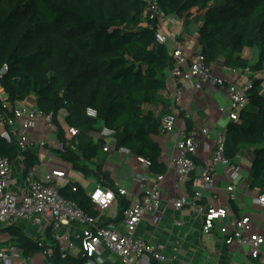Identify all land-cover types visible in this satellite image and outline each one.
<instances>
[{"label":"trees","instance_id":"16d2710c","mask_svg":"<svg viewBox=\"0 0 264 264\" xmlns=\"http://www.w3.org/2000/svg\"><path fill=\"white\" fill-rule=\"evenodd\" d=\"M158 6L165 16L177 15L184 26L197 24L198 50L207 64L224 56L226 67H264V0H158ZM156 29L157 19L142 0H0V69L7 67L0 73V112L11 114L16 104L33 96L39 111L52 116L62 143L58 154L84 174L92 170L82 161L96 157L104 146L105 139L93 142L89 135L98 124L113 128L115 146L146 159L150 172H165L151 136L161 126V115L169 112L162 90L165 70L175 61L165 44L156 41ZM254 47L258 53L251 65L241 52ZM251 79L248 106L226 126L224 154L235 160L240 152H251L249 188L259 194L264 191V77ZM159 105L161 112L155 114ZM88 107L96 109V117L86 115ZM62 110L65 128L57 119ZM184 122L189 132L190 122ZM70 127L78 132L66 145ZM17 153L14 140L0 137V157L13 161ZM24 155L25 170L39 163L35 151L27 149ZM96 174L107 177L100 169ZM58 191L97 215L81 186L65 184ZM128 204L122 199L120 217ZM230 205L236 209L232 201ZM4 230L24 255L38 250L36 239L19 226ZM46 235L53 241L49 231ZM47 261L83 264L84 258L81 253L60 258L54 246Z\"/></svg>","mask_w":264,"mask_h":264},{"label":"built area","instance_id":"2783aa9c","mask_svg":"<svg viewBox=\"0 0 264 264\" xmlns=\"http://www.w3.org/2000/svg\"><path fill=\"white\" fill-rule=\"evenodd\" d=\"M146 4V11L151 17L157 19L155 39L164 44L168 36L164 32L162 23L167 19L158 6V0H142ZM175 61L170 69V76L175 80H194L195 88H200L203 83H209L213 87L223 90L227 98L226 112L229 120L237 121L238 113L248 106L247 90L251 86L252 77H264V72L251 76L250 68L226 67L227 73L216 74L212 63L207 64L205 57L199 50L191 57L177 47L172 52ZM6 65H2L0 73L6 71ZM246 78V80H244ZM173 100L178 103L182 98V91L178 88L173 92ZM86 115L96 117L97 111L92 107L86 109ZM38 118L43 120L45 126H54L51 114L42 113L35 102L25 100L16 104L11 114L0 112V137L7 142L14 140L18 153L14 160L23 167L24 151L29 149L31 142L28 133L37 125ZM161 125L166 132H172L175 128L177 115L173 112L162 114ZM71 136L78 130L70 127ZM200 134L209 138L207 127L199 128ZM115 130L103 125L99 130V137L108 139L113 137ZM224 134L218 133L214 149L209 158L198 166L194 161L199 148V139L196 131L180 130L175 146L178 154L175 155L169 167H172L178 176L179 182H191L196 185L200 180L202 189L194 190L189 198L179 196L174 198V209H181L188 205L189 210L201 218L200 232L210 234L216 230L222 237L224 244L236 243L247 248L248 256L255 264H264V235L250 215L243 214L229 218L225 223H220L227 218L226 207H214L201 202L205 189L214 186L218 169L224 170L228 184L226 190L234 192L235 182L242 176L244 170L235 160L227 158L225 150ZM45 144L42 140L38 143L41 147ZM108 145L104 144L106 151ZM122 154H130V151L119 146ZM137 159L148 166V161L137 156ZM199 167V168H198ZM198 168V177L193 178L192 172ZM21 182L13 181V163L7 157H0V226L27 224L38 230L36 237L37 247L42 255V264H51L47 261L53 253L54 246L60 258L81 253L83 264H112L109 257L113 256L119 264H188L185 260L175 262V258L167 259L162 253V246L153 243L137 233L139 222L147 214H152L155 220H159L164 213L161 203L159 186L164 179L163 173L155 174L150 180L146 176L138 174L136 179L140 183V194L136 200L131 199V194L124 188L116 189L118 195L130 199L129 204L123 209L120 219L109 221L106 224L100 222L101 213L114 202L116 194L114 190L95 184L87 193L90 202L97 208L98 214L91 215L83 211L78 204L64 198L58 191V187L66 183L64 170L53 169L46 175L43 181L40 171L35 167L22 170ZM75 188V185L72 186ZM252 204L264 207V191L255 193ZM76 223L79 232H71V224ZM175 225L182 222L174 219ZM47 231L53 239L46 235ZM0 264H33L30 256L24 255L21 248L8 242L0 245ZM232 264V263H229Z\"/></svg>","mask_w":264,"mask_h":264},{"label":"crops","instance_id":"0c3cea01","mask_svg":"<svg viewBox=\"0 0 264 264\" xmlns=\"http://www.w3.org/2000/svg\"><path fill=\"white\" fill-rule=\"evenodd\" d=\"M162 27L168 36L164 44L170 54L177 47H180L188 58L198 51L196 23H191L187 26L190 27L191 33L196 37L195 39L191 37V40H195L191 42L185 35L183 30L184 25L177 15H167V19L162 23ZM212 68L216 74L227 76L226 66L222 63L218 65L212 63ZM165 74L166 83L162 90V96L169 103L168 111L177 115V121L172 132H166L161 125L158 131L151 136L160 147V159L166 166L164 179L159 186L164 213L157 221L152 214L144 216L137 226V233L143 238L161 245L163 255L167 259L175 258V262L185 260L188 264H255V261L248 256L246 247H241L236 243L224 244L221 235L216 230L210 234H202L200 232L201 218L193 214L187 204L181 209H174L173 207L172 200L174 198L179 196L189 198L192 191L202 189L200 180H197L196 185L191 184L190 188L187 184L188 182H179L174 169L169 167L171 159L178 154L175 142L179 131L185 128V119H188L191 130L196 131V137L199 139V148L195 157L198 161V166L210 157L218 133L222 132L224 137H226V126L230 120L226 112L227 98L223 90L217 89L209 83H203L200 88H195L193 79L190 81L172 79L169 69L165 70ZM178 88L182 91V98L176 103L172 95L175 89ZM27 100L35 102L34 97L32 98L31 96ZM161 109L162 105L155 107L154 113H160ZM60 114L64 118L65 111L62 110ZM63 118L60 115L57 117L58 122L65 128L66 124ZM96 126L97 128L89 133L93 142L99 138V130L102 127L101 124ZM201 127L209 129V138L200 134L199 128ZM55 130V125L53 127L45 126L43 120L38 118L37 125L28 133V138L32 143L29 149L35 151L39 157V163L35 168L40 171L43 181H47L46 175L50 170L60 169L64 170L66 176V183L63 185H79L86 193L97 183L115 191L118 187H121L131 194L132 200H136L140 194V183L136 179L137 175L146 176L150 180L154 179L155 174L150 172L148 166L141 163L137 159V156L131 152L130 154H122L117 146H115L114 137H111L104 142V144L108 145L106 151L103 150L102 146L98 149L96 157L89 161H82V163L92 170V173H83L88 182L87 185L83 182H76L70 178L71 168L73 167L58 154L62 143L57 138ZM65 137L67 138L66 145H69L72 136L67 129L65 130ZM42 140L45 144L40 147L38 143ZM74 150L76 149L74 148ZM245 156L249 158L246 159L248 160L246 165L242 164ZM251 156V152L246 150L236 156L235 161L243 166L245 171L235 182L236 190L233 193L226 190L228 181L224 170L220 168L215 176L214 186L204 190L201 202L214 207L227 208V218L218 223V225L225 223L229 218L247 214L251 216L259 231L264 235V207L253 205L251 201L255 194V191L249 188L248 180ZM12 163L13 181L16 183L21 180V173L25 168L16 160H13ZM198 168L192 172L191 176L193 178L198 177L200 173ZM98 169L107 174V177L97 176L96 171ZM63 185L57 187L59 188ZM120 197L116 194L111 206L101 213L100 222L116 221L119 219L122 199L130 201L128 197ZM230 201L234 203L236 209L231 207ZM174 219L182 222V224L175 225L173 223ZM7 226L9 225L0 226V245L10 241V235L4 230ZM17 226L33 239H36L39 235L35 227H31L26 223H18ZM70 229L72 233L74 231L76 233L79 232V228L74 222L71 224ZM29 256L33 264L42 263V255L39 251H35ZM109 259L112 264H119L115 257L110 256ZM165 263L167 264V262Z\"/></svg>","mask_w":264,"mask_h":264},{"label":"rangeland","instance_id":"374dc122","mask_svg":"<svg viewBox=\"0 0 264 264\" xmlns=\"http://www.w3.org/2000/svg\"><path fill=\"white\" fill-rule=\"evenodd\" d=\"M192 24H195V22H192ZM192 27H193V25H192ZM183 30H184V33L188 37V39H189L190 42L191 41H195L194 39L196 37L194 36L193 33H191L190 27L184 26ZM191 37H193L194 39L191 40ZM257 53H258L257 47H254V48H245L244 51L242 52V57L243 58H246L248 60V62L252 65V64L255 63V61L257 59ZM224 58H225L224 56L218 57L213 62V64L214 65H218L220 63L223 64ZM252 72H253V74L251 76H255L258 73L264 72V67H261L258 70L252 71ZM31 97L33 98V96H31ZM60 116L63 118V116L61 114H60ZM246 159H249V158L245 156V160L244 159L242 160V164H244V165L247 164V161L248 160H246ZM71 171L72 172L70 174V178L74 179L76 182H83L85 185H87L88 182L86 181L85 175L83 174V172L81 170H78V169H75V168H71ZM244 171L245 170H243L242 175L244 174ZM34 257L37 258L36 256H34ZM35 262L38 263V261H36V260H35ZM40 264H42V263H40Z\"/></svg>","mask_w":264,"mask_h":264}]
</instances>
